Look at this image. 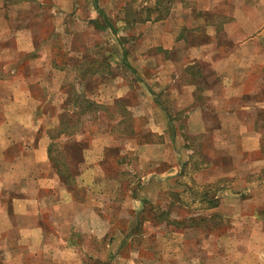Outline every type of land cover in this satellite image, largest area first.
Returning a JSON list of instances; mask_svg holds the SVG:
<instances>
[{
	"label": "rangeland",
	"instance_id": "1",
	"mask_svg": "<svg viewBox=\"0 0 264 264\" xmlns=\"http://www.w3.org/2000/svg\"><path fill=\"white\" fill-rule=\"evenodd\" d=\"M208 1L216 2L215 8L221 14H238L233 0ZM221 2L224 4L220 5ZM179 4L191 8L192 15H197L200 22L222 20L221 15H214L211 19L208 13L201 9L196 11L193 4L184 0H16V7L9 14L15 22L5 25L0 18V76L5 77V81L0 82V104L5 94L13 100L7 104L8 107L13 108L19 102L16 99H19L21 90L26 89L17 85V78L22 81L21 74L30 82L37 81L38 85L31 89L39 103L36 101L30 107L38 105L37 124L33 125L41 127L30 143L48 142L49 136L53 135L58 141L51 146V154L60 163L65 150L62 148L65 140L61 137L62 132L73 133L76 135L73 138H80V130L88 123L87 128L91 129L94 137L90 141L92 135L87 140V164L102 156L104 175L111 178L110 183L104 185L108 188L105 189L106 197L103 196L108 198L110 191L111 202L103 198L100 201L106 204L104 210L110 208L112 215H109L110 210L102 213V226L96 230L95 246L89 244L88 238L85 240L86 247L79 254L86 257L85 264H93L94 259L109 264V259L114 257L119 258V264H141L136 262L141 260V255L154 259L157 255L175 253L169 245L173 239H192L201 244L206 237L212 242H223L214 246L209 241V247L204 243L201 247L183 245V248H175L176 252L209 256V262L203 261L202 264H211L210 254L218 259L223 253L226 257L219 261L215 259L213 263L264 264V183L260 182L264 181V134L258 140L257 150L253 149L257 143L250 136L253 133L243 135L241 140V135L233 133L237 129L227 134L232 133L230 143L215 142L216 134L209 136L208 128L203 126L211 122L215 131L221 120L218 123L216 117L208 113H204L201 120L189 119L191 108L197 103L205 104L204 89L209 85L205 77L206 60L192 62L189 59L192 55L188 53L187 56L183 47L174 54L167 52L159 60L154 52L157 51L155 41L161 42V33L171 30L174 22L170 18L165 22H149L151 18H154L152 21L164 19L171 9L177 12ZM245 9L246 15L254 14L253 7ZM16 24L22 26L19 30L25 34L21 41L25 52L19 53L29 51L33 57L27 60L33 76L23 69L19 75L7 71L11 61L20 55L9 50L17 49L15 32L11 35L12 47L7 48L2 40L8 39L3 38L7 37L6 32L12 33V26ZM219 27L217 24V33ZM208 31L209 25L201 24L197 31L177 29L175 34L188 38L194 34L195 40L199 41L208 37ZM216 38L221 45L227 44L221 33ZM141 40L142 45L153 44V48L146 50L149 52L145 56L150 58L148 62H142ZM128 46L130 50L126 55ZM238 56L235 60L241 62ZM178 68L188 71L178 73ZM192 74L197 89L194 91L195 101L191 103L189 97L182 94ZM91 78L100 80L97 86L93 85L94 88L89 87ZM149 82H152L153 90ZM179 95L184 101L180 102ZM89 99L96 100V103L91 105ZM156 103L164 107L159 109ZM102 106L110 107L108 113L113 121V133L110 135L97 133L100 129H95V125L90 123L95 121L93 118ZM22 111L24 113L19 111L17 114L19 127L7 131L13 136L21 134L20 126L33 122L27 116L30 113L26 109ZM262 116L263 112L260 113ZM167 121L176 130V142L170 141L167 133L164 139V134L152 131L164 130ZM244 121L249 123L247 128L251 132L252 119ZM225 122L231 123L232 120ZM136 131L141 142L149 143L134 145L126 139L119 140L123 135ZM219 135L223 140L227 137ZM6 137L12 138L10 135ZM238 140L241 142L236 154L235 143ZM24 143H18L19 150ZM94 150L95 153L92 152ZM69 153L74 156V162L84 161V154L78 148L69 149ZM117 162L125 163L124 170L116 167ZM59 165L66 173L64 166ZM80 166H84L83 162ZM71 167L76 170L74 164ZM157 167L167 172L173 170L176 174L159 184L147 181L154 176L152 170ZM67 171L71 180L74 175L68 168ZM12 174L16 172L3 175L7 178L8 187L13 184ZM69 187L73 193H80L79 188L72 184ZM132 191L136 200L129 199ZM214 204L218 209L210 211ZM125 207L129 210L134 208L133 212L138 213L116 212ZM207 230L209 236H206ZM65 254L68 257V253ZM243 259L245 263L241 262ZM69 261L74 263L71 258Z\"/></svg>",
	"mask_w": 264,
	"mask_h": 264
},
{
	"label": "crops",
	"instance_id": "2",
	"mask_svg": "<svg viewBox=\"0 0 264 264\" xmlns=\"http://www.w3.org/2000/svg\"><path fill=\"white\" fill-rule=\"evenodd\" d=\"M184 1L193 4L196 7V11L197 9H201L203 13H208L211 19H213L212 16L214 15H221L222 20H211L210 23L209 21L200 22V18L197 15H192L191 8L187 9V5L179 4V10L174 12L171 9L164 19L152 21L154 18H151L149 20V22H165L170 18L174 22V25H171V30L161 33V42L155 41L156 46L154 47H156L157 51L154 52L158 54L160 60L161 56H165L167 52L174 54L175 52H179L180 47H183L187 56L189 55L188 53L192 55L191 58L189 57L192 62L206 60L205 77L209 81V85L207 84L208 86L204 89L206 91L205 104L197 103L195 107L191 108L192 112L189 119L198 118L201 120L202 115L208 113L209 116L216 117L218 123L221 120L220 126L215 131L211 122L203 126L205 129L208 128L209 136L216 134L215 142L225 141V143H230L232 133L230 135L227 134L233 129H237L233 133L241 135V140L243 135L253 133L250 136L257 140L253 149L257 150V146L260 145L258 140L264 134V116L260 117V113H264V0H233L238 9V14H234L233 16L221 14V11L215 8L216 2L210 3L209 1L206 2V0ZM219 4L223 5L224 2ZM15 7L16 0H0V18L5 25H9L12 21L15 22L14 17L12 18L9 15ZM252 7L255 9L254 14L251 16L246 15L245 8ZM216 23L220 24L218 33ZM201 24L209 25L208 37L205 40H195L196 35L194 34H191L190 38L188 36L180 37L175 34V30L177 31V29L182 31L183 29H189L193 32L197 31ZM12 27V33L6 32L5 35L7 37L3 39H8L2 40L5 41L2 44H5L7 48L12 47L13 43L10 44L11 35L15 32L14 37L17 49L12 48L9 50L15 53H23L25 50L21 47V41L25 34L22 32L23 30H19L22 26L19 27L16 24V26ZM151 33H154V31ZM220 33L227 40L226 45H221L217 41L216 37ZM188 39L190 40L189 43L193 45H187L189 44ZM140 46L141 52L143 51L142 62H148L150 58L145 57L149 54L146 50L153 48V44L145 46L144 44L142 45L141 40ZM129 50L128 46L126 55ZM26 52L21 55L19 53L20 56L11 61V66L7 70L10 74H18L21 69L26 73H30L29 62L27 60L33 57L31 58V54L28 53L29 51ZM21 56L23 57L20 58ZM236 56L240 57L241 62L235 60ZM0 71H2L1 65ZM182 71L187 72L188 70L186 68L177 69L178 73ZM30 74V76L34 75V73ZM194 77L192 74L191 81L189 84L184 85L185 91H183V94L181 93L185 98L189 97L191 103L195 101L194 91L197 89V84L193 80ZM3 78L5 77L0 76V82L5 81ZM21 78V82L17 78V85L26 89H22L19 99H16L19 102L15 103L13 108L8 107L7 104L9 102L12 103L13 100L11 101L10 95L5 94L0 104L2 105L0 108V264H70V258L74 262L73 264H85L84 259L86 257L79 256L80 250L82 251L86 247L85 240L87 238L92 247L96 245V230L102 226V213H107L110 210V208L109 210H104L103 208H106V204L100 200L103 198L107 202H111L110 191L108 192L109 197L104 198L106 197L105 189L108 188L104 185L107 186L111 178H106L104 175L101 166L104 161L102 156H99L97 160L89 161L87 164L86 153L89 150L86 144L88 143L87 140L93 135L91 134V129L87 128L88 123H85L80 130L78 135V137L81 136L80 138H73L76 137L73 133L62 132L61 137L65 139L62 144V148L65 149L63 152L65 160L62 157V162L60 163L51 154V146H53L54 142L58 141L53 135L49 136L48 142H40L37 145L30 143L37 136L41 127L33 125V123L37 124L38 105L36 107L33 106L35 107L34 110H32L33 107H30V104L38 101L31 89L33 88L32 86L38 84L37 81L30 82L22 74ZM99 83V79L95 80L91 78L89 80V87L94 88L93 85L97 86ZM149 83L150 89L153 90L154 86H152V82ZM178 97L180 102L184 101L181 95ZM89 101L96 103L94 99H89ZM99 102L97 101V103ZM156 104L159 109L160 106L161 108L164 107L161 103ZM109 108L107 106L99 108L96 117L93 118H96L95 121L90 122L92 125H95V129H100L96 131L99 134L110 135L113 133V121L108 113ZM23 109H26V112L30 113V115L26 114H28L27 116L31 120L33 119V122L31 125L20 126L21 134L13 136L7 131L13 127H19L17 114L19 111L24 113ZM190 110L187 111V114L190 113ZM161 111L164 113L162 109ZM152 114L154 115L153 111ZM247 118L252 119L253 127L251 132L247 128L249 123L244 121ZM228 120H232V122L226 123L225 121ZM167 123V128H164V130L156 131L153 129L152 131L158 133V135L164 134V139L167 133L170 136V141L176 142V130L169 121ZM7 125H11V127L7 128ZM129 134H121L123 138L121 137L119 140L126 139L127 142L134 145L149 143L141 142L137 131L131 135ZM219 134L227 135L226 139L219 138ZM6 135H10L12 138L9 139ZM93 137L94 135L90 138V141ZM241 140L235 143L236 154ZM20 141L25 143L20 146L19 150L18 143H21ZM98 145L103 146L101 143ZM104 145V147L107 146L106 144ZM72 148H78L80 152L82 151V155L84 154V161L82 160L84 166H80L82 162L79 164L78 162H74V156L69 153V149ZM245 148L248 149L247 147ZM92 152L95 153L96 151ZM59 164L64 166L66 173L62 172ZM73 164L76 167L74 171L71 167ZM124 164L117 162L116 167L124 170ZM67 168L74 175V177H71V180L65 176V174H69ZM152 171L154 176L147 178V181L156 184L162 183L168 177H171V175L176 174L173 170H168L167 172L165 169H159V167L154 168ZM14 172L16 174L11 175L13 184L8 187L7 178H4L3 175ZM260 182L264 183V181ZM70 184L79 188L80 193H73L69 187ZM132 193L134 192H131L129 199H135ZM148 198L150 197L148 196ZM214 208L216 209L217 206H211L209 209L213 211ZM133 210L134 208L129 210L125 207L124 209H117L116 212L119 211L122 214L138 213V211L133 212ZM109 215H112L111 210L109 211ZM107 224L111 225L109 222ZM206 236H209L208 233ZM171 241L172 243L169 245L173 247L175 253L171 255H157L154 259L141 255V260H137L136 262H141V264H202L203 261L209 262V256L207 258L198 255H181L178 251L176 252L175 248H183V245L201 247L202 243L207 244L209 247V241L214 246L223 242V240L212 242L208 237L202 240L201 244L192 239L185 240V238L183 240L176 238ZM184 242L185 244H183ZM65 253H68V257L65 256ZM215 256L214 254H210L211 264H215L213 263L216 259ZM223 256L226 257L223 253V255L218 256L216 261L223 259ZM118 259L117 257L110 258L109 264H119ZM241 262L245 263V259L241 260ZM94 263L102 264V260L96 261L94 259ZM216 264L218 263L216 262Z\"/></svg>",
	"mask_w": 264,
	"mask_h": 264
},
{
	"label": "trees",
	"instance_id": "3",
	"mask_svg": "<svg viewBox=\"0 0 264 264\" xmlns=\"http://www.w3.org/2000/svg\"><path fill=\"white\" fill-rule=\"evenodd\" d=\"M90 104L92 105V102H90ZM65 176H66V177H67V176L69 177V174H65ZM68 177H67V178H68ZM215 205H216V204H214V205H212V206H215Z\"/></svg>",
	"mask_w": 264,
	"mask_h": 264
}]
</instances>
